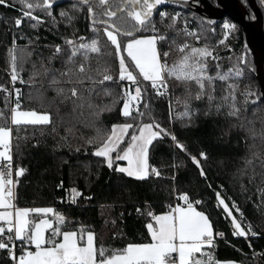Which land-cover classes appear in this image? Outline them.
<instances>
[{"label":"trees","instance_id":"obj_1","mask_svg":"<svg viewBox=\"0 0 264 264\" xmlns=\"http://www.w3.org/2000/svg\"><path fill=\"white\" fill-rule=\"evenodd\" d=\"M256 2L259 6L263 5L261 0ZM8 4L11 6L0 5V85L9 90V103L5 108L6 93L0 90V110L10 117V109L16 102L14 89L20 88L22 108L41 113L47 111L51 120L47 125H28L19 129L12 126L14 163L16 168L25 170L15 184L16 206L52 207L66 218L64 230L79 231L83 227L93 231L97 247L122 249L130 242H150L146 224L151 218L146 213L153 211L162 214L169 210L168 205L179 203L180 194H188L191 201H200L194 205L209 216L214 232L224 234L223 238L216 237V246L212 249L216 259L240 264H264V99L260 95L253 58L242 28L231 19H226L233 22L235 28L222 42L223 22L213 24L173 7L166 10L169 15L163 22L160 16L155 19L159 33L167 36V40L159 45L161 51L169 50L172 39H175L177 46L190 41L183 33L177 35L175 29L167 28L171 16L181 11L184 18L193 21L203 45L218 44L215 47L221 51L222 58L209 63L210 75L215 79L199 100L190 98L185 92V85L174 78L168 80V94L164 96H156L149 82H143L149 86V94L141 101L140 109L144 110L143 104L148 102L156 121L174 133L186 151L177 148L168 136L157 138L149 148V164L160 175L150 173L148 178L137 179L115 171L121 162H115L110 169L103 158L93 154L101 137L97 135L95 127L89 126L92 121L106 132H110L113 124L137 123L135 119L121 115L122 99L119 97L128 83L118 79V61L105 55L92 54L90 61L86 62V67L90 64L92 69L96 68L98 61L103 66L107 60L112 66L109 74L114 77L113 81L97 84L90 97L95 109L88 107L89 93L85 90L91 86V82L76 85L84 98L83 109H74L73 99H65L66 96L70 97L68 89L72 85L61 83L53 86L49 83L53 75L58 76V72L52 70H64L67 67L75 72L83 61V57L77 56L75 64L65 65L69 50L64 39L77 38L79 42L81 36L86 41L94 37L84 13L62 7L53 12L55 22L45 12L33 13L42 20L37 28L31 27L34 21L28 18H23L17 27L14 21L22 17L23 7L17 0H8ZM243 4L251 12L246 0H243ZM61 10L74 17L71 24L67 17L59 15ZM176 28H181L179 19ZM149 34L152 33H139ZM14 37L17 67L18 70L23 69L20 76L24 83L18 80L13 84L10 79L8 49ZM55 45H61L63 51L49 61ZM100 47L102 53L114 47L110 46L102 33ZM241 57L245 58L244 63L240 62ZM173 59H176V55L172 53L167 61L172 62ZM45 68L49 69L47 74ZM237 69L242 70L241 76L236 75ZM33 72L39 74L33 77V83L30 84L29 78ZM217 73L231 75L228 81L235 85L239 117L228 115L231 97L227 100L223 98L232 89L226 90L224 84L217 86ZM97 79H102V75ZM54 87H62L63 95L58 96ZM191 88L194 95L197 88L194 84ZM105 89L110 90L111 95H106ZM246 90L254 91L260 99L245 106L242 93ZM209 92L213 96L211 101L208 99ZM29 93L32 99H28ZM254 98L250 97V100ZM185 101L188 102L187 111L190 115H183ZM75 103L78 105L80 101L76 100ZM217 105L221 106L219 111ZM105 106L111 110L102 111L99 119L90 114ZM144 122L150 121L145 119ZM90 138L92 144L87 143ZM201 152L206 154V158L200 157ZM191 156L200 159L206 179L200 176ZM249 160L251 163H246ZM73 188L79 195L73 197ZM217 192L230 208L235 201L246 222L257 233L256 236L241 238L232 235L229 218L217 206ZM232 211L236 216L234 208ZM5 257L6 253L0 250V264H9Z\"/></svg>","mask_w":264,"mask_h":264},{"label":"snow or ice","instance_id":"obj_2","mask_svg":"<svg viewBox=\"0 0 264 264\" xmlns=\"http://www.w3.org/2000/svg\"><path fill=\"white\" fill-rule=\"evenodd\" d=\"M166 2L167 0H121V6L113 10L109 0H98L97 6L103 7V11L97 12L93 0H76L72 5L73 9L82 11L83 7H87V19L90 20L89 28L94 33V37L86 41V38L81 36L78 38L79 42H77V38H65L64 44L69 50L65 65L75 64L77 56L83 57V61L78 64L75 72L67 67L64 70H52L58 72V76L53 75L49 81L53 86L61 83L72 85L68 89L70 97L66 96L65 99H73L74 109L75 107L83 109L85 106L84 98L76 85H84L85 81L91 82V86L85 90L89 93L88 107L95 109L96 106L91 104L90 97L97 84L113 81L114 77L109 74L112 66L107 60L104 61L103 66L98 61L96 68L92 69L90 64L86 67V62L90 61L92 54L105 55L118 61L119 81L130 82L131 85V87L125 86L121 97H119L122 99L121 115L125 118L131 117L137 123L135 125L128 122L113 124L110 132H106L100 127H96L95 121H92L89 126L95 127L97 135L101 137V142L99 146L95 147L93 154L103 158V162L110 169L113 168L114 161H127V166H116L115 171L137 179L148 178L150 173L160 175L149 164V147L157 138L168 136L177 148L186 151L185 146L178 141L176 135L156 121L148 102H144V110L140 109L141 101L149 94V86L143 82H149L150 88L156 96H164L168 90V80L174 78L185 85V92L190 98L199 100L205 95L206 88L210 87L215 79L208 74L207 58L218 59V57H215L208 47H192L187 41L177 46L175 39H172L169 42V50L161 51L159 45L167 40V36L159 33L152 17L154 9ZM20 3L24 7L22 17H18L14 21L17 27L21 25L23 18H28L30 21H34L31 27L37 28L42 23L39 16L33 15V10L37 8L45 12L55 22L52 12L54 0H35V2L20 0ZM261 4H264V0H261ZM0 5L11 6L8 4V0H0ZM125 13L131 23L126 27L116 24L113 18L118 15L123 16ZM59 15L62 18L67 17L69 24L74 19L63 10ZM159 15L163 22L169 14L160 11ZM179 16V13L172 15L167 28L175 29L177 35L183 33L185 37H194L199 41L200 34L195 30H189L186 21L183 28H176ZM224 28L234 29L235 25L225 23ZM140 32H151L152 34L139 35ZM101 33L107 37L110 46H114L110 47L106 53H102L100 47ZM16 47L14 37L12 46L8 49L10 79L13 84L18 80L24 83L20 76L23 69L18 70L17 67ZM54 49L49 61L63 51L61 45H55ZM173 49L181 53V56L177 62L169 64L167 58ZM240 62L244 63L245 58L241 57ZM41 66L43 67V64ZM48 72L49 69L45 68V74ZM38 74L33 72L29 78L30 84L33 83V77ZM100 75H102V79H97ZM236 75H242V70L237 69ZM217 77L225 80L228 74L217 73ZM193 84L197 88L194 95L191 88ZM229 87L232 91L223 98L227 100L229 96L231 97L228 115L239 117L240 109L236 104L235 85H229ZM0 90L6 93L4 107L7 108L9 90L3 85H0ZM53 90L58 96L64 93L62 87H54ZM14 91L16 102L10 109V117H6L4 111L0 110V121H2L0 122V250L6 253L5 258L9 264H235L234 261H221L214 257L212 249L216 246V237L223 238L224 234L214 232L209 216L194 206V204L198 205L200 201H191L188 194H180L178 199L183 201V204L168 205L169 210L162 214H155L153 211L146 213L151 218V221L146 224L151 242H130L122 249L97 247L93 231L85 230L83 227L79 231L64 230L66 218L52 207H17L14 204L13 187L18 181L13 178L11 165L12 126L19 129L21 126L28 125H47L51 120L50 113L47 111L41 113L34 109L22 108L21 89L15 88ZM104 91L106 95H111L110 90L105 89ZM242 95L245 106L249 102L256 103L260 99V96L256 95L254 91L246 90ZM250 97L255 98L250 100ZM28 99H32L31 93H29ZM40 99L43 103L42 93ZM208 99L209 101L213 99L210 92ZM76 100L80 101L78 105L75 103ZM216 107L219 111L221 106L217 105ZM187 108L188 102L185 101L183 115H190ZM106 110L110 111L111 109L109 106H105L90 114L99 119L100 113ZM134 112L135 116H133ZM145 119L150 122H144ZM241 126L243 127V125ZM126 137H128L127 140ZM87 143L92 144V138ZM125 144L126 146H124ZM199 155L201 158H206V154L203 152ZM190 158L199 169L200 176L206 179L200 159L196 156ZM246 163L250 164L251 161H246ZM24 171L23 168H17L15 177L19 178ZM72 193L73 197L79 195L75 188L72 189ZM216 201L217 206H222L226 216L231 219L232 235L245 238L249 234L257 235L251 224L245 228L241 221L233 215V208L241 216L243 215L235 201L232 202V208H230L219 192L216 193ZM137 211L139 212L140 209L138 208ZM32 214L41 218L33 219L31 218ZM49 214L53 218H48Z\"/></svg>","mask_w":264,"mask_h":264},{"label":"water","instance_id":"obj_3","mask_svg":"<svg viewBox=\"0 0 264 264\" xmlns=\"http://www.w3.org/2000/svg\"><path fill=\"white\" fill-rule=\"evenodd\" d=\"M246 1L252 12H249L244 7L241 0H219L220 6L217 8H211L210 5L206 6L205 12H203L205 13L204 15L197 10L188 8L187 5L182 4L181 0H176L171 6L203 16L206 19H210L213 24L222 22L225 17L237 23L245 33L246 44L253 58L254 71L259 82L260 95L264 99V19H262L263 14L256 1ZM229 220L231 222L230 218Z\"/></svg>","mask_w":264,"mask_h":264},{"label":"flooded vegetation","instance_id":"obj_4","mask_svg":"<svg viewBox=\"0 0 264 264\" xmlns=\"http://www.w3.org/2000/svg\"><path fill=\"white\" fill-rule=\"evenodd\" d=\"M19 3H20V0H17ZM256 1V0H255ZM31 2H35V0H31ZM76 2V0H54V6H53V9H52V12H54V11H56V10H59V9H61L62 7L64 8V7H70V8H73L72 7V5L74 4ZM176 2V0H167V2L165 3V4H163V5H160V6H157V8L156 9H154V11H153V17H152V20H153V22H154V24H155V19L157 18V17H159L160 15H159V12L160 11H164V12H166V10L168 9V8H172V3H175ZM181 2H182V4H184V5H187L188 6V8H190V9H193V10H197V11H199V12H201V14H205V13H203V12H205L204 11V9H205V7L206 6H211V8H217L218 6H220L219 5V0H186V2H185V0H181ZM241 2H242V4H243V0H241ZM97 3H98V0H93V5H94V7H95V10L97 11V12H101V11H103V7H99V6H97ZM257 3V2H256ZM109 4L111 5V7H112V9L113 10H115V9H117L118 7H120L121 6V0H109ZM20 5H21V3H20ZM244 5V4H243ZM248 5V4H247ZM258 5V4H257ZM22 7H24L23 5H21ZM245 7V6H244ZM260 9H261V11H262V14H263V18L262 19H264V4L263 5H261V6H258ZM62 8V9H63ZM173 8H175V7H173ZM246 8V7H245ZM250 8V7H249ZM26 10V9H25ZM251 10V9H250ZM41 12H43V11H41L40 9H34L33 10V13L34 14H39V13H41ZM79 12H82V13H84V16H86V18H87V16H88V13H87V7L85 6V7H83V10L82 11H79ZM252 12V11H251ZM192 14H194L195 16H198V17H201V18H203V19H205V20H207V21H209L210 23H212V21L210 20V19H206V18H204L203 16H200V15H197V14H195V13H192ZM226 19H228L227 17H225L224 19H223V21L222 22H224ZM113 20H114V22L116 23V24H118V25H123V26H128L130 23H131V21L127 18V16H126V13L123 15V16H120V15H118L117 17H115V18H113ZM89 21V25H90V20H88ZM99 27H101L102 28V26H99ZM141 33V32H140ZM139 34V33H138Z\"/></svg>","mask_w":264,"mask_h":264},{"label":"rangeland","instance_id":"obj_5","mask_svg":"<svg viewBox=\"0 0 264 264\" xmlns=\"http://www.w3.org/2000/svg\"><path fill=\"white\" fill-rule=\"evenodd\" d=\"M233 22H234V21H233ZM233 22H231V21H229V20H225V21L222 23L223 30H224V36H223V40H222V42L225 41V40L227 39V37L230 35V33H231V31H232V29H225V28H224V24H225V23H229V24H233V25H235ZM155 23H156V22H155ZM155 25H156V24H155ZM188 43H190V45L192 46V42H191V41H189ZM215 46H218V44L215 45ZM215 46H206V47H208L209 49H211L213 55H214L215 57H218V59H220V58H222V56H221V51L217 50ZM192 47H193V46H192ZM201 47H205V45L202 44ZM174 50H175V49H174ZM172 53L176 55V59H173L172 62L168 61L169 64H172V63H174V62H177V61L180 59V56H181V53H179V52L176 51V50H175V52H173V50H172V51L170 52V55H169V57L167 58V60H169V59L171 58V54H172ZM218 59H213L212 57H208V58H207V67H208V74H209V75H210V72H209V63H210L211 61L218 60ZM210 67H211V66H210ZM226 74H228L227 79H225V80H221V79H219L218 77H216V79H218V81H219V83L217 84L218 87L220 86V84H224L226 90H228V89L230 88L229 85H233V84L230 83V82L228 81V78H230L229 76H231V75H230L229 73H226ZM223 75H225V74H223ZM240 76H241V75H240ZM127 86H128V87H131L130 83H128ZM127 139H128V138L126 137V140H127ZM11 146H12V140H11ZM124 146H126V144H125ZM113 155L115 156V153H113ZM114 162H115V161H114ZM126 162H127V161H126Z\"/></svg>","mask_w":264,"mask_h":264},{"label":"built area","instance_id":"obj_6","mask_svg":"<svg viewBox=\"0 0 264 264\" xmlns=\"http://www.w3.org/2000/svg\"><path fill=\"white\" fill-rule=\"evenodd\" d=\"M176 13H179V14H180V16H179L178 19L181 20V28L184 27V25H185V21H186V22H187V27H188V29H189V30H195V29H194V23H193L192 20L184 18V17H183V14H182L181 11H177ZM176 13H175V14H176ZM189 38H190V41L192 42V46H193V47H201V46H202V43H201L200 40L197 41L194 37H189ZM124 82H127V81H124ZM127 83H130V82H127ZM166 94H168V90H167V93H166ZM11 156H12L11 165H12V171H13V178H14L15 180H17V178H16L15 175H14V174H15V170H16L17 168H16L15 163H14V150H13V143H12V146H11ZM235 212H236V211H235ZM241 212H242V211H241ZM236 217L238 218V220L241 221L242 226H244L245 228H247V225H248L249 223L246 222V220L244 219L243 215L241 216L240 213L236 212ZM231 228H232V225H231ZM232 230H233V229H232ZM248 236H251V237H252L251 234H249Z\"/></svg>","mask_w":264,"mask_h":264},{"label":"crops","instance_id":"obj_7","mask_svg":"<svg viewBox=\"0 0 264 264\" xmlns=\"http://www.w3.org/2000/svg\"><path fill=\"white\" fill-rule=\"evenodd\" d=\"M150 35V34H149ZM11 140H12V138H11ZM151 146V145H150ZM149 148H151V147H149ZM115 162H121L120 164H118L117 166H127V162L126 161H123V160H119V161H115ZM114 162V163H115ZM134 178V177H133ZM13 190H14V195H15V185H14V187H13ZM179 203L180 204H183V201H179ZM14 204H15V200H14ZM16 205V204H15ZM195 206V205H194ZM196 207V206H195ZM54 209V208H53ZM198 210V209H197ZM31 218H33V219H39V218H41V217H36L35 216V214H32V216H31ZM48 218H53L52 217V215L51 214H49V217ZM46 235H47V233H46ZM150 236V235H149ZM94 242H95V235H94ZM150 242H151V237H150ZM95 244H96V242H95ZM235 264H240V263H237V262H235Z\"/></svg>","mask_w":264,"mask_h":264}]
</instances>
